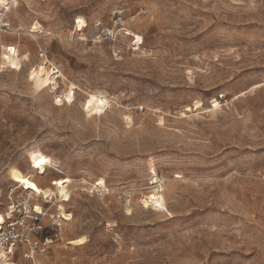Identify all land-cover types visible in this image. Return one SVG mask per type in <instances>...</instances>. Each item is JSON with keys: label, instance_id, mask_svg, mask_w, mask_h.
<instances>
[{"label": "rangeland", "instance_id": "374dc122", "mask_svg": "<svg viewBox=\"0 0 264 264\" xmlns=\"http://www.w3.org/2000/svg\"><path fill=\"white\" fill-rule=\"evenodd\" d=\"M0 18L23 62L0 69V212L33 153L60 166L39 186L76 180L37 264H264V0H20ZM44 58L57 90L31 74ZM162 179L172 215L140 202Z\"/></svg>", "mask_w": 264, "mask_h": 264}, {"label": "bare ground", "instance_id": "6f19581e", "mask_svg": "<svg viewBox=\"0 0 264 264\" xmlns=\"http://www.w3.org/2000/svg\"><path fill=\"white\" fill-rule=\"evenodd\" d=\"M19 4H20V0H0V9L7 10L9 7L11 6L17 7ZM0 23H5V21L0 18ZM75 24H76V30L81 34V40L86 41L87 39L84 38L83 36H84L85 28L88 27L87 20L82 16H78L77 20L75 21ZM8 26L12 27L11 23L8 24ZM39 32L43 33V27L39 24H36L30 28L29 34H32L30 35L32 38H36V34H38ZM137 39H138L137 46H139L143 43V41H142V38L139 36L137 37ZM29 47H30V43H27L26 48H29ZM30 53H31L30 51H26V55L28 59H30ZM50 65H51L50 60L47 58H44L43 68L41 69L33 68L31 70V74L33 77L36 78L37 82L40 84L42 88L57 90V87L59 85V80L64 77L60 73V71L56 70L57 69L56 67L51 69ZM7 68H12L14 70H21L23 68V62H22V59H20L17 48L14 45L6 44L4 37L0 33V69L5 70ZM75 90H76L75 85L69 84L67 86L66 100L67 99L71 101L74 100L73 96H74ZM89 106L88 108L85 109L86 111H88L90 108L91 110L97 109L96 107L97 105H95V102L91 103ZM41 161H44V163H41ZM30 162L32 164V167H31V169L33 170V172L31 171L32 173L30 172L23 173L18 170H15L13 172V175H12L13 181L16 183V185H18V187L16 188L30 191L32 193L38 192V194L37 193H34V194H37L40 197L48 198L52 196V197H56L57 200L61 199L62 201H59L56 203L59 211L67 219V222L73 221V218H74L73 215L65 212L64 202L71 199L72 195H71L70 186L73 183H75L76 180L70 177H62V178H57V179L52 180L50 185H47L45 187L39 186L37 184V181L35 180L36 176H41L44 178L49 168L50 169H53L54 167L58 168L59 165H57L56 162L53 161L51 157L46 156L39 152L33 153L30 155ZM58 170L61 174H63L62 170L60 169ZM59 181H63V183H59ZM97 182L98 183L96 185L98 187L104 188V186H106V180L104 178L98 179ZM151 184L154 185V187L147 195H144L140 201L143 207L146 209H151L152 211H155L158 213H161V211H163L164 209L170 215H172L169 212L167 201L163 194V191H164L163 179L157 180V182L155 180ZM33 185L35 187H33ZM3 215L4 213L0 212V225H2L4 222ZM80 241H83V242L80 243ZM86 244H87V239L85 237H79L72 241H68L66 245L70 247H82Z\"/></svg>", "mask_w": 264, "mask_h": 264}, {"label": "built area", "instance_id": "2783aa9c", "mask_svg": "<svg viewBox=\"0 0 264 264\" xmlns=\"http://www.w3.org/2000/svg\"><path fill=\"white\" fill-rule=\"evenodd\" d=\"M115 15L116 23L123 24L124 10L116 11ZM112 34L113 32L106 29L97 35V39L104 42ZM96 190L103 200L108 196L107 187ZM39 198L40 196L30 191L18 188L11 190L3 215L4 222L0 225V264H18L20 259L24 260L20 264H37V255L48 249L57 238V232L67 222L56 206L61 199L50 196L44 198V203H39Z\"/></svg>", "mask_w": 264, "mask_h": 264}, {"label": "snow or ice", "instance_id": "6c2138e0", "mask_svg": "<svg viewBox=\"0 0 264 264\" xmlns=\"http://www.w3.org/2000/svg\"><path fill=\"white\" fill-rule=\"evenodd\" d=\"M81 23H83V22H81ZM41 163H44V161H41ZM27 183V182H26ZM59 183H63V181H59ZM33 187H35L34 185H33ZM37 211H40V209L39 208H37L36 209ZM83 241H80V243H82Z\"/></svg>", "mask_w": 264, "mask_h": 264}]
</instances>
